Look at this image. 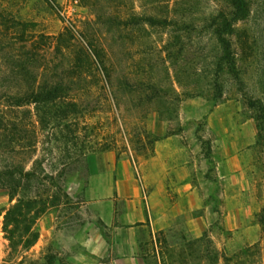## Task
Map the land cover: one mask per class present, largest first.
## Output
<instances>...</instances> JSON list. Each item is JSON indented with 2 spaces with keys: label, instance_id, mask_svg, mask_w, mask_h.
<instances>
[{
  "label": "rangeland",
  "instance_id": "rangeland-1",
  "mask_svg": "<svg viewBox=\"0 0 264 264\" xmlns=\"http://www.w3.org/2000/svg\"><path fill=\"white\" fill-rule=\"evenodd\" d=\"M262 1L254 8L256 17L239 24L235 39L248 87L264 99L260 70L264 59ZM57 2L71 19L86 20L93 15V10L75 0ZM101 3L114 4L113 0ZM120 4L141 13L155 9L180 21H185L183 16L189 17L195 31L183 36L180 45L168 30L150 26L123 40L134 51L136 44H145L144 77L157 85L159 94L154 98L152 90L146 89L142 95V88L135 89L116 106L98 104L88 116L89 139L85 143L91 153L89 171L81 181L72 177L66 183L77 207L65 214H47H52L54 229L41 249L10 255L4 220L16 201L11 200L6 188H0V264H43L48 255L71 264L70 258L79 249L70 236L82 232L89 220L102 224L100 213L92 209L94 195L89 191L92 167L99 168L97 173H108L111 171L101 166L108 162L128 165L142 192L164 186L179 202L181 214L157 235L161 264H264V229L259 222L264 208V144L259 141L253 113L235 84L224 80L223 94L217 97L211 81L219 48L208 28L202 27L203 18L229 11L227 1L119 0ZM0 6L28 23L29 32L58 35L63 31L58 8L49 0H0ZM112 44L119 53L123 51L122 44ZM130 58L132 63L138 59L135 54ZM27 110L33 108L9 114V121L17 123L13 137L9 131L14 124L2 121L0 113V141L5 145L18 150L31 142L20 140L22 130L35 135L36 119ZM40 137L44 142L29 166L52 148L47 144L51 140L47 133L42 132ZM55 145L54 155L47 157L45 164L49 169L61 166L67 156L60 151L62 144L59 148L58 143ZM25 159L19 156L18 160ZM167 165L173 167L169 173Z\"/></svg>",
  "mask_w": 264,
  "mask_h": 264
},
{
  "label": "trees",
  "instance_id": "trees-1",
  "mask_svg": "<svg viewBox=\"0 0 264 264\" xmlns=\"http://www.w3.org/2000/svg\"><path fill=\"white\" fill-rule=\"evenodd\" d=\"M49 1L58 8L64 23L63 31L58 35L29 32L28 23L0 6L2 121H8L10 126L14 124L9 131L13 137L17 123L9 121L11 112L33 108L27 112L36 119L33 137L22 130L24 134L20 140H31L27 147L22 145L17 150L0 141V188H6L11 200L16 201L4 220L12 256L29 251L38 243L37 224L41 218L53 211L65 214L77 207L66 183L72 177L81 181L89 171L91 153L87 151L85 140L89 139L90 128L85 120L98 104L114 103L116 106L122 98L127 99L128 94L140 88L142 95L146 89L153 91L154 98L159 94L157 85L144 77L147 71L142 56L146 52L145 44H136L134 51V47L127 48L123 40L150 26L168 30L180 45L183 36L195 31L189 17L183 16L185 21H180L155 9L141 13L118 5L119 0H113L114 4L110 6L103 5L101 0H75L93 10V15L86 20L69 18L63 14L57 0ZM226 1L229 11L215 12L202 19V27L208 28L219 48L212 63L214 79L211 85L219 97L223 94L225 81L235 84L253 113L259 141L264 144V99L248 87L246 69L240 59L241 49L235 39L239 24L256 17L257 9L254 8L261 0ZM112 42L122 44L123 51L119 53ZM131 54L138 58L133 63ZM260 70L264 78V59ZM42 132L51 139L47 144L52 148L29 166L44 142L40 137ZM55 143L58 148L62 144L60 151L67 156L62 159L61 166L49 169L45 164L49 161L47 157L56 151ZM19 156L27 160L20 162ZM259 222L264 229V208ZM57 261L56 256L48 255L43 264H57ZM59 262L65 264L62 260Z\"/></svg>",
  "mask_w": 264,
  "mask_h": 264
},
{
  "label": "crops",
  "instance_id": "crops-1",
  "mask_svg": "<svg viewBox=\"0 0 264 264\" xmlns=\"http://www.w3.org/2000/svg\"><path fill=\"white\" fill-rule=\"evenodd\" d=\"M101 166L111 172L97 173L99 168L92 167L89 192L94 195L92 209L100 213L102 224L89 220L82 232L70 236L79 249L70 263L161 264L157 235L172 226L181 214L179 202L164 186L142 192L125 163L108 162ZM166 170L169 173L173 167L167 165ZM51 215L39 220L40 238L33 250L47 244L54 229Z\"/></svg>",
  "mask_w": 264,
  "mask_h": 264
}]
</instances>
